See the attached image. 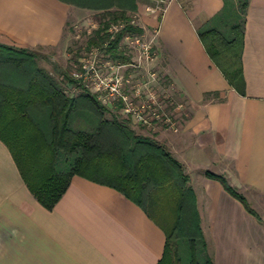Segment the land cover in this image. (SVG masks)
Listing matches in <instances>:
<instances>
[{
	"label": "crops",
	"instance_id": "0c3cea01",
	"mask_svg": "<svg viewBox=\"0 0 264 264\" xmlns=\"http://www.w3.org/2000/svg\"><path fill=\"white\" fill-rule=\"evenodd\" d=\"M245 1L239 93L198 36L227 35L234 0H165L161 11L147 10L152 0H0V44L35 53L64 46L69 25L92 9L133 11L142 32L155 34L150 67L184 112L176 132L156 127L146 137L187 175L206 245L200 256L213 264H264V0ZM206 172L224 174L245 205ZM164 242L139 206L79 176L44 208L0 141V264H157Z\"/></svg>",
	"mask_w": 264,
	"mask_h": 264
},
{
	"label": "trees",
	"instance_id": "16d2710c",
	"mask_svg": "<svg viewBox=\"0 0 264 264\" xmlns=\"http://www.w3.org/2000/svg\"><path fill=\"white\" fill-rule=\"evenodd\" d=\"M241 25L230 23L228 34L215 28L199 32L205 50L229 84L243 92L240 54ZM112 21L122 18L123 28L113 39L107 24L94 32L87 46H102L113 59L127 62L118 47L126 33L142 30L128 24L123 12H111ZM104 31V32H103ZM33 51L0 44V141L12 159L27 189L46 209H52L72 176L108 186L139 206L162 229L164 248L157 264H199L198 245L205 251L192 189L181 164L150 137L134 134L85 90L68 96L43 68ZM71 83H76L69 78ZM129 121L128 119H125ZM80 126H79V125ZM233 197L245 201L226 181L213 173ZM204 264H213L205 254Z\"/></svg>",
	"mask_w": 264,
	"mask_h": 264
},
{
	"label": "built area",
	"instance_id": "2783aa9c",
	"mask_svg": "<svg viewBox=\"0 0 264 264\" xmlns=\"http://www.w3.org/2000/svg\"><path fill=\"white\" fill-rule=\"evenodd\" d=\"M156 3V7L147 10L161 11L165 0H157ZM128 24L137 27L136 19L129 20ZM124 25L120 24L108 31L106 28L105 33L110 35V39H113ZM154 35L151 34L148 37L143 32L124 34L120 41H124L125 47L132 52L131 60L113 62L110 59H93L88 64L81 62L79 71L72 73V77L75 84L92 95L100 104L115 106L119 113L131 123L146 128L162 127L176 132L178 127L175 115L183 112L184 105L182 102L175 103L174 99L170 95L168 96L165 91L160 93L154 89L152 83L155 81L157 73L149 72L146 81L137 83L130 88L128 87V78H124L126 69L141 68L144 64L149 65L154 59L156 55L153 47ZM107 44L108 42H104L100 46V50L105 55H108L105 51ZM90 48L91 52L95 51L93 46Z\"/></svg>",
	"mask_w": 264,
	"mask_h": 264
},
{
	"label": "rangeland",
	"instance_id": "374dc122",
	"mask_svg": "<svg viewBox=\"0 0 264 264\" xmlns=\"http://www.w3.org/2000/svg\"><path fill=\"white\" fill-rule=\"evenodd\" d=\"M157 0H152L153 4L156 3ZM236 2V8H237V19L234 16V18L231 19L230 23L241 25V9L239 8L241 0H234ZM149 5H153V4ZM113 9H102V10H94L91 11L86 10L85 13L80 14L76 20L68 27L67 32V41L64 46H59L54 49H38L37 53V65L41 68H43L45 71H47L54 79L55 81L61 86L64 93L68 96H77L79 93L83 91V89L78 85L71 83L69 80L73 79L72 73L78 72L80 69L81 62H88L92 61L93 59L103 60V59H110L113 62H122L120 59H113L109 55H105L100 50V46H93L95 49L94 52H91V48L87 46V41L94 35V32L98 30L99 28H102V26L105 23L107 24V31L109 29H112V27L119 26L120 24L124 25V20L122 18H118L117 22H113L112 18L113 16L110 15ZM117 12L116 10H114ZM127 20H135V14L133 11H130L126 15ZM106 30V29H105ZM104 30V31H105ZM103 31V32H104ZM122 42V43H121ZM124 41H120L119 48L122 51V54L124 57H128L129 60H131L133 54L132 52L125 47ZM153 71L150 67V64H144L141 68H129L124 71V78H128L129 83L128 87L130 88L133 85H136L137 83H141L147 80V74L149 72ZM158 82V84H156ZM152 86L154 89L160 93L163 91L166 92V90L162 86V78H160L159 75L155 78V81L152 83ZM161 90V91H160ZM168 96L170 95L169 92H166ZM172 97V95H170ZM173 98V97H172ZM175 103L180 102L174 99ZM107 111L104 113V118L111 119L112 117H116L120 121L126 122L125 124L128 126L131 131H133L137 135L141 136H147L146 132H152L153 128H146L140 125L133 124L129 121H126L125 118L119 113L118 108L115 106L110 105H104ZM184 112V110H183ZM181 113L179 115H175V119L177 121V127L179 126V121L181 117ZM79 125V124H78ZM80 126V125H79ZM162 128V127H161ZM146 130V131H141ZM214 174V173H213ZM220 177H222L227 184H229L227 178L224 174H215ZM199 251H197V258L199 261V264H204V258L201 254V246L198 245L197 248ZM205 255V252L203 253Z\"/></svg>",
	"mask_w": 264,
	"mask_h": 264
}]
</instances>
